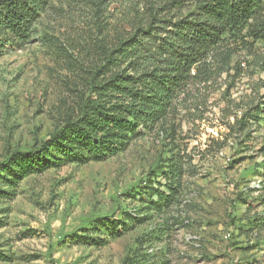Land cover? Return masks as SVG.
I'll return each instance as SVG.
<instances>
[{
  "label": "rangeland",
  "instance_id": "obj_1",
  "mask_svg": "<svg viewBox=\"0 0 264 264\" xmlns=\"http://www.w3.org/2000/svg\"><path fill=\"white\" fill-rule=\"evenodd\" d=\"M198 1L51 0L22 48L5 45L0 264H264V43L246 32L114 152L55 149L25 177L3 167L132 73L109 62L119 40Z\"/></svg>",
  "mask_w": 264,
  "mask_h": 264
},
{
  "label": "trees",
  "instance_id": "obj_2",
  "mask_svg": "<svg viewBox=\"0 0 264 264\" xmlns=\"http://www.w3.org/2000/svg\"><path fill=\"white\" fill-rule=\"evenodd\" d=\"M50 1L0 0V55L7 44L15 49L26 44ZM151 18V23L135 27L131 37L119 40L112 52L109 62L129 61L132 73L124 70L102 85L98 90L103 93L82 118L68 122L38 150L14 154L4 170L14 168L28 176L45 168L55 149L66 154L84 145L96 156L114 152L126 133L156 116V108L170 107L193 78V69L228 39H240L246 32L264 43V0H200L195 12L179 19Z\"/></svg>",
  "mask_w": 264,
  "mask_h": 264
}]
</instances>
